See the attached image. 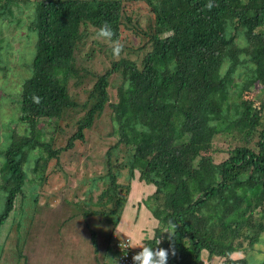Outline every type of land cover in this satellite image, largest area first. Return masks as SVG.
I'll list each match as a JSON object with an SVG mask.
<instances>
[{
	"label": "trees",
	"instance_id": "16d2710c",
	"mask_svg": "<svg viewBox=\"0 0 264 264\" xmlns=\"http://www.w3.org/2000/svg\"><path fill=\"white\" fill-rule=\"evenodd\" d=\"M145 1L155 18L151 49L140 63L128 57L113 60L91 86L88 80L95 73L79 67L76 51L91 25L98 30L107 23L112 39L121 38L122 1L34 2V48L30 59L22 53L18 61L29 72L14 101L20 113L16 119L10 108L2 115L7 120L0 121V194L5 199L0 229L21 204L29 212L33 207L27 205L36 211L43 205L40 192L31 187L37 177L33 171L78 142L84 144L87 131L109 107V136L117 141L106 153L100 203L116 207L85 214L117 212L125 196L117 189L119 173L113 167H129L131 178L138 170L141 181L155 186L147 202L159 222V244L156 239L146 244L170 250L168 264H204V250L232 264L246 263L233 253L246 248L245 242L258 243L264 232V101L256 106L243 96L256 83L264 89V0ZM17 5L18 0H5L0 17ZM241 37L246 47L238 46ZM114 73L122 80L112 103L108 88ZM67 120L77 129L66 145L55 148L54 135ZM138 122L149 132H138ZM222 132L243 142L217 163L205 154ZM118 147L127 161L118 155L112 160Z\"/></svg>",
	"mask_w": 264,
	"mask_h": 264
},
{
	"label": "rangeland",
	"instance_id": "374dc122",
	"mask_svg": "<svg viewBox=\"0 0 264 264\" xmlns=\"http://www.w3.org/2000/svg\"><path fill=\"white\" fill-rule=\"evenodd\" d=\"M4 1L0 0V5L4 4ZM35 1L37 0H18L20 5L13 6L12 12L7 11L0 17V29L3 30L0 35L3 39L0 121L7 120V117L2 115L10 108L11 111L15 110L16 119L20 113V106L14 101L19 99L17 94L21 90V78L29 72L18 61L22 53L30 54V59L34 48L36 36L31 23L35 18ZM121 1L124 7L120 20L121 38L118 40L122 45L120 54L112 55L110 42L96 36L97 28L91 24L76 51L79 67L83 66L90 74L95 73L88 80L90 86L96 81L97 75H102L111 68L113 60L128 57L140 63L145 53L151 49L150 37L154 31L151 26L155 19L151 7L145 0ZM26 44L30 46L27 48ZM121 80L120 73H114L110 77L108 89L112 103L118 99ZM243 96L259 106L261 101H264V89L260 83H256L251 91L244 92ZM85 97L86 95L82 98ZM11 111H8V116L12 115ZM261 120L260 129H264V111ZM72 123L74 122L64 121L62 130L54 135L53 147L62 148L66 145L67 138L77 129ZM111 130V108L107 107L96 121L95 127L87 131L84 144L78 142L74 148L65 150L59 157L48 161L45 167L33 171L32 174L37 177L31 187H34L33 193L40 192L39 201L44 206L36 211V206L27 205L28 210L33 207L31 212L25 209L24 204L20 205L19 212L17 207L14 209L0 229V246L3 248L0 264H111L116 255L115 251L111 250L113 236H129L135 242L145 232L152 231L154 224L149 223V219L153 218V214L147 200L154 192L155 186L151 194L146 189L148 186H137V182H143L139 179L140 173L135 170L134 177L131 178L129 167L120 170L117 164L113 167V170L119 173L117 189L122 188L125 196L117 212L105 216L85 214V211L89 210L104 208L111 211L116 207L114 203H100V195L106 188V180L101 178L107 172L106 153L117 141L115 136H109ZM45 139L50 140L48 137ZM242 142L222 132L214 139L212 149L205 155L214 157L217 163L221 162L228 156L229 149ZM122 149L113 148L112 160L118 155L122 162L127 161L128 157ZM41 176L45 177L44 181ZM29 187L30 184L25 188L28 194ZM4 207L5 199L3 194H0V213ZM117 217L119 220L116 223L114 220ZM245 245L246 248L232 255L234 259H247L246 263L238 264H259L264 261V232L258 243L250 246L245 242ZM202 258L210 261L207 250L202 252ZM225 261L229 262L226 259Z\"/></svg>",
	"mask_w": 264,
	"mask_h": 264
},
{
	"label": "clouds",
	"instance_id": "9594fccd",
	"mask_svg": "<svg viewBox=\"0 0 264 264\" xmlns=\"http://www.w3.org/2000/svg\"><path fill=\"white\" fill-rule=\"evenodd\" d=\"M96 36L102 37L104 38L105 41L110 42L113 56H118L120 54L122 45L119 43L118 40L112 39L114 33L112 28L107 23L99 27V29L96 32ZM238 46L239 47L247 46L246 41L244 40L243 37L239 39ZM241 59H243V57H241ZM170 69H174V64L170 65ZM135 127L138 132H144V133L149 132L148 127L139 122L135 125ZM165 231H167L171 235V233L168 230ZM152 239H156L155 233L152 231H148L145 232V234L138 241L132 242L128 245V246H140L141 249L140 251L133 254L132 256L133 264H168L170 250H166L165 248L162 247L159 248L150 247L147 244H145V241ZM156 240H157V244H159V240L158 239ZM172 252L174 254V250H172Z\"/></svg>",
	"mask_w": 264,
	"mask_h": 264
},
{
	"label": "built area",
	"instance_id": "2783aa9c",
	"mask_svg": "<svg viewBox=\"0 0 264 264\" xmlns=\"http://www.w3.org/2000/svg\"><path fill=\"white\" fill-rule=\"evenodd\" d=\"M131 237L125 238L113 236V249L116 253L115 260L112 264H133L132 256L136 252L140 251V246H128L132 243Z\"/></svg>",
	"mask_w": 264,
	"mask_h": 264
},
{
	"label": "crops",
	"instance_id": "0c3cea01",
	"mask_svg": "<svg viewBox=\"0 0 264 264\" xmlns=\"http://www.w3.org/2000/svg\"><path fill=\"white\" fill-rule=\"evenodd\" d=\"M137 186H148L146 189H148L149 191H150V194L152 193L151 191H153V187H154V185H152V184H147L146 182H137ZM149 194V195H150ZM153 216V215H152ZM153 223L154 224V226H152V232H154L155 233V228L158 226V220L153 216V218L152 219H149V223ZM141 233V232H140ZM125 236V235H124ZM111 242H113V238H112V240H111ZM147 242H145V244H146ZM211 258H210V261H207L205 258H204V264H232V263H227L226 261H225V258H222V257H220V256H217V255H213V256H210ZM233 258V257H232Z\"/></svg>",
	"mask_w": 264,
	"mask_h": 264
}]
</instances>
